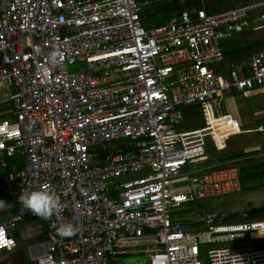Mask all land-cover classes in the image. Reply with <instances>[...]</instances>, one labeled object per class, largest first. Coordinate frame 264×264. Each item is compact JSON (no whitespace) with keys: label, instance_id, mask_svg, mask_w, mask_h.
<instances>
[{"label":"built area","instance_id":"obj_1","mask_svg":"<svg viewBox=\"0 0 264 264\" xmlns=\"http://www.w3.org/2000/svg\"><path fill=\"white\" fill-rule=\"evenodd\" d=\"M150 4L0 0V77L15 86L13 106L0 108V150L25 157L0 181V193L14 181L17 205L0 222V251L17 248V223L39 218L21 214L19 195L47 186L61 207L46 220L45 241L30 246L35 264H111L130 252L147 254V264H202L204 244L213 245L210 264H264V246L231 245L264 237V218L210 211L198 227L179 216L185 203L241 190L237 160L191 165L208 158L207 138L221 151L242 132L240 119L221 110L223 98L264 91V46L243 73L214 67L225 57L222 42L264 0L183 10L147 27ZM260 16L264 24V9ZM77 63L85 68L69 70ZM193 106L202 124L185 128L182 108ZM121 139L127 147H107ZM65 222L79 227L76 236L56 234L53 225Z\"/></svg>","mask_w":264,"mask_h":264},{"label":"crops","instance_id":"obj_2","mask_svg":"<svg viewBox=\"0 0 264 264\" xmlns=\"http://www.w3.org/2000/svg\"><path fill=\"white\" fill-rule=\"evenodd\" d=\"M256 1L257 0H185L186 3L182 6H178L176 2H169L165 3L164 5H158V12H145L144 14L146 16L144 19V23L148 27H153L168 22L171 17L179 14L183 10L205 8L208 12H218L242 5H247ZM182 2H184V0H182ZM162 8L163 10H161ZM263 9V7H255L251 9L248 16L245 18L246 23L243 30L232 31L229 36L222 42L225 57L214 66L215 71L218 74L228 76L232 69H237L240 73H243L251 67L254 54L264 46V24L260 16ZM151 16L152 20L150 21L149 18ZM1 60L2 54L0 53V62ZM0 90V108L7 109L12 107L13 102L10 100V96L15 91L13 82L0 77ZM248 99H250V101L246 102V100ZM263 102L264 91L249 97L242 96L239 92H235L225 96L222 100L221 110L238 117L242 124V132L234 135H253L247 141L248 145L246 147L248 148V150L246 151L245 149V152H241L242 155L230 157L223 156L222 158L215 161H212L209 154L207 153L208 158L206 160L193 163L191 166L194 169L201 168L205 170L208 167H213L218 163L237 160L238 166H240L242 162H248V164L253 168L255 167L256 169L260 170L264 169V107L262 106V108L251 109V107L264 105ZM182 111L184 114V119L182 122L183 127L194 128L202 124L203 114L197 106L185 107L182 108ZM10 116H12L13 118L15 117L13 113H11ZM234 135H232L231 138ZM229 141L227 147L224 150L229 147ZM24 163L25 157L21 152L9 154L6 151L0 150V181H5L10 174L23 168ZM14 188V181H10L4 185V189L1 192L2 194L0 196V203L13 202L14 205L9 211L0 210V222L10 217L17 211V205L14 202L13 195ZM244 211L248 212L249 210H234L226 213L239 214ZM200 217L197 220H199ZM200 226H202V222ZM46 231L47 222L46 220L40 218L26 219L17 223L14 230V236L15 238L16 236L19 237L18 240L16 239L18 242V246L16 249L11 251H0V264H4V262H6L7 264H35V262H33L31 259L30 246L34 243L45 241ZM233 245H238L246 248L264 246V237L248 238L238 244ZM9 254H13L14 257L10 258L8 256ZM143 254L146 255L149 259V256L147 254ZM124 255H127V253L118 254L112 257L111 264H116L119 260V257H122Z\"/></svg>","mask_w":264,"mask_h":264},{"label":"rangeland","instance_id":"obj_3","mask_svg":"<svg viewBox=\"0 0 264 264\" xmlns=\"http://www.w3.org/2000/svg\"><path fill=\"white\" fill-rule=\"evenodd\" d=\"M149 19L151 21L152 16ZM83 68H85L84 63H77L75 66L72 65L69 66V70L71 71L75 69L80 70ZM249 101L250 99L246 100V102ZM262 106L264 107V105L255 106V107L249 106V107H251V109H255V108H262ZM251 136L253 135L252 134L234 135L229 141L230 143L229 147L224 151H216L211 140L207 138V146H206L207 153L209 154L212 161L218 160L223 156L230 157V156L242 155L241 152L243 151L245 152V149L246 151L248 150V148L246 147L248 145L247 141L250 139ZM128 142H129L128 139H121L118 141H113L108 143L107 147L111 151H115L116 149L127 147ZM242 165L243 163L241 164V166ZM138 175H140V173L134 174L131 177H136ZM258 182L259 179L255 178L254 183H258ZM183 205L185 206V208L180 210L181 214H179V216L184 220H193V221L197 220L203 214L209 213L210 211H215L217 213H226L234 210H239V211L245 209L250 210L252 209V207H259L264 205V188L259 186L250 188L247 185H245L243 186L241 191H237L225 195L213 196L202 200H198L197 203H185ZM16 239L18 240L19 237L16 236ZM231 244H238V242H233ZM212 247L213 245L211 244L203 245L201 252L202 264H210L208 251ZM8 256L10 258L14 257L13 254L12 255L9 254ZM147 261H148V257L143 253L130 252L127 253V255L119 257V260L117 261L116 264H146ZM4 264L7 263L4 262Z\"/></svg>","mask_w":264,"mask_h":264},{"label":"clouds","instance_id":"obj_4","mask_svg":"<svg viewBox=\"0 0 264 264\" xmlns=\"http://www.w3.org/2000/svg\"><path fill=\"white\" fill-rule=\"evenodd\" d=\"M58 53L53 51L49 55V62L55 64L57 62ZM21 205V214L30 212L32 215L43 220H51L61 207L60 196L47 186L30 192H22L19 197ZM56 228V234L61 238H71L78 234L79 227L72 222H65Z\"/></svg>","mask_w":264,"mask_h":264},{"label":"trees","instance_id":"obj_5","mask_svg":"<svg viewBox=\"0 0 264 264\" xmlns=\"http://www.w3.org/2000/svg\"><path fill=\"white\" fill-rule=\"evenodd\" d=\"M169 2H176V4L178 6H182L183 4L186 3L185 0H184V2H182V0H151V4L148 5L145 12L146 13L147 12H158L159 11L157 9L158 5H162V4L164 5L165 3H169ZM161 10H163V8ZM209 162H211V161H209ZM241 164L239 166L241 190H242L243 186H245V185H247L250 188H254L256 186L264 188V169L260 170V169H256L255 167L253 168L251 165L248 164V162L243 163L242 166H241ZM255 178L259 179L258 183H254ZM0 194H2V193H0ZM193 203H197V201H195ZM248 213L250 214V216L252 218L264 217V206H261L259 208H252L248 211ZM179 214H181V212H179ZM239 215H240V213L239 214L238 213H232V214L228 215L227 219L232 220V219L238 218ZM185 221H191L195 226H198V227L201 224L200 220H194V221L193 220H185Z\"/></svg>","mask_w":264,"mask_h":264}]
</instances>
